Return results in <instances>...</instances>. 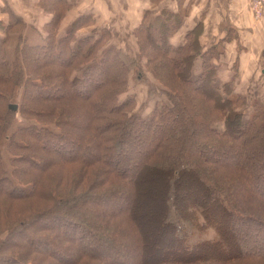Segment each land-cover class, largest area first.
Wrapping results in <instances>:
<instances>
[{"label": "trees", "instance_id": "trees-1", "mask_svg": "<svg viewBox=\"0 0 264 264\" xmlns=\"http://www.w3.org/2000/svg\"><path fill=\"white\" fill-rule=\"evenodd\" d=\"M57 1L66 3L68 0ZM45 3L50 13L56 7L59 9L57 4L52 6ZM57 15L45 24V30L57 29L62 19V16ZM175 17L177 15L167 14L165 18L145 19L137 28V41L141 49L138 55L147 60L146 70L162 87L160 92L169 102L155 103L150 114L143 117L138 112H129L134 104L133 98L119 101L118 97L127 90L131 69L136 71V80L142 79L145 69L137 65L135 58L116 50L114 46L102 45V37L93 35L98 28L84 36H77V31L85 26L82 23L93 20L91 15L75 18L65 35L46 32L43 38L45 43L26 45L22 47L21 53L7 55L4 60L1 58V44L5 40H0V143L5 146L10 167L7 171L0 154V198L10 204L39 196L48 202L54 198L59 200L56 207L47 205L40 213L45 212L44 219L50 218L52 225L68 232L71 244H77L72 245L69 251L64 250L63 238L58 229L46 230L47 232L40 234L44 237L41 240H37L39 236L34 237V242L41 241L38 246L42 244L44 247L47 242L51 244L47 240L51 239V246L63 251L62 256L51 255L55 261H47L48 263L67 264L72 254L74 259H78L76 263H80L81 258H86L97 260L94 261L96 264H124L129 259L132 264H145L144 258L155 249V235L159 232L172 234L174 239L170 238L171 247H174L176 235L181 230L180 224L189 225L183 214L186 209L189 210L192 205L197 207L195 212L207 222L208 215L204 212L212 210L213 203L220 202L221 205L223 202L225 207L233 205L237 210H243L244 207L237 203V199L243 196L241 191L248 195L243 198L258 205H247L249 211L252 209L256 213L251 221L255 223L261 219L258 222L264 226V108L254 100L251 117H243L245 98L235 93L234 79L221 85L216 81L214 61L219 53L215 47L203 51L194 39L188 37L176 47L170 45L168 38L178 27ZM92 23L94 24V20ZM96 48L101 50L93 55ZM148 48H152L154 54L143 55L141 52ZM24 49L39 50L45 52L44 56L50 57L61 58L60 56L67 55L58 64L57 72L53 69L45 70L39 78L34 79L32 74L35 66L40 69V59L28 58ZM18 55H25L24 63L23 58ZM196 59L201 60V69L194 76ZM79 60L84 63H79L75 74L66 78L65 68L73 69ZM43 62L45 64L41 63L40 66L53 65L52 62ZM31 84L33 91L28 89ZM51 84L58 90H63V93L52 90ZM86 85L89 90L83 91L82 88ZM18 87L22 88L23 98L17 110L11 111L8 101L6 108H1V102ZM66 97L81 101L85 106L81 109L69 108L68 104L59 106L58 103L63 102ZM34 104L39 109H34ZM16 113L22 123H18L8 135L5 132L11 129ZM25 115H30L34 120H28L30 118ZM42 117H49L50 121L55 122L54 125L37 121ZM68 162L80 165L76 177L80 178V182L77 184L76 179L72 184L60 181L59 184L67 188L56 191L57 193L49 191L45 195L39 183L40 177H30L35 171L43 174L48 168H56L61 163ZM223 170L234 172L235 176L225 175ZM143 173L147 179L143 178ZM91 175H95L96 180L89 186L92 187L90 193L79 190L83 181H86V186L89 185L87 183L90 182ZM25 177L31 180L23 182ZM156 177L161 185L159 190L150 194L151 189H148L143 193V187L140 186ZM108 178L119 182L107 185ZM179 179L183 180L177 187L175 183ZM134 181L136 187L128 190V185H133ZM200 184L206 188H200ZM124 196L132 197L125 216L117 214V206L113 205ZM147 198L158 200L159 207L154 213L147 214L144 211L145 207H150L149 202H145ZM89 199L93 211L88 219L90 225L87 226L77 218L86 214ZM62 201L66 209L64 212L58 208ZM105 208L110 212L105 211ZM220 208L224 212L227 210ZM227 213L244 219L236 211L231 213L227 210ZM33 216L22 217L15 222L7 231H14L13 234L7 241L1 240L0 246L10 243L11 246H20L14 239L21 234L24 226L37 221V215ZM124 219L129 223L124 224ZM189 219L188 223L192 224V218ZM112 220L121 221V225H126V230L118 231L117 228L116 233L106 232L111 229L106 221L113 224ZM127 225H130L128 230ZM1 226L4 227L5 222ZM41 227L44 229L45 226ZM211 227L220 236L221 231L216 226ZM18 229L21 230L17 231ZM85 232L89 235H83ZM93 236L96 243L91 246L90 239ZM186 240L188 239L183 238V241ZM123 241H127V246L117 248ZM81 242L88 247L82 246ZM137 251L139 259L134 257ZM51 252L48 251L50 254ZM259 255L264 256V250ZM259 255L247 254L244 257ZM8 257H3L4 261H0V264H17L16 260L22 261L26 256ZM41 257L48 259L46 255ZM164 262L203 264V261ZM24 264L31 263L25 261Z\"/></svg>", "mask_w": 264, "mask_h": 264}, {"label": "rangeland", "instance_id": "rangeland-1", "mask_svg": "<svg viewBox=\"0 0 264 264\" xmlns=\"http://www.w3.org/2000/svg\"><path fill=\"white\" fill-rule=\"evenodd\" d=\"M50 3L52 6L54 5H59V9L57 7L55 8V11L50 13V10L46 7V3ZM78 5V0H68L66 3L64 2H59L57 0H0V40L4 39L5 43L1 44L2 47V55L1 58L4 60V58L7 57V55H12V54H18L21 53L22 47H26V45L32 46L36 44H42L45 43L43 41V38L46 35V32L51 34V35H57L62 36L65 35L69 31L68 24L73 21L75 18L78 16H87L90 14L81 13V8H77ZM10 11L12 13H10ZM115 11V10H114ZM118 12L116 15L120 16V9L116 8V11ZM58 14V16H62L61 21L58 24L57 29H48L45 30V24H47L54 16L55 14ZM14 16H13V15ZM67 14V15H65ZM80 14V15H79ZM19 17L16 19L15 17ZM116 20V17L113 18V20H110L111 27H104L101 26L98 27L99 25L95 26L93 24V20H90L89 23H82L85 25L84 27L80 28L77 31V36H84L88 33H90L93 29L98 28L97 32H93L94 36H101L102 41L101 44L104 45H112L115 47L116 50L121 51L124 54H127L133 58L136 59L137 65L144 70V76L142 77L141 80H136L135 75L136 71L131 69V72L129 73V79H128V86L127 90L125 93L119 95L118 100L119 101H124L129 98L134 99V104L129 108V112H138L141 117L147 116L150 114L152 111V108L155 103H166L169 104L167 101V98L161 94L160 90L162 87L158 84V82L150 75V72H148L145 68L147 60L145 57L139 56L138 53L140 52V45L137 41V35L139 33L137 32V26L136 28L131 26L130 24H124L126 21L125 19H121L120 21ZM123 21V23H122ZM120 22V24H119ZM113 23V24H112ZM92 24V25H91ZM70 25V24H69ZM141 25V24H140ZM65 26V27H64ZM64 27V29H63ZM62 28V29H61ZM108 30L113 34H109L104 31ZM110 29V30H109ZM132 29V30H131ZM57 33V34H56ZM141 34H144L143 32H140ZM140 34V35H141ZM132 41H131V40ZM99 44V47L101 46ZM156 48V46H155ZM154 48V49H155ZM101 49H94L93 50V55H96ZM20 51V52H19ZM24 51H26L24 49ZM47 51V50H46ZM45 52L42 51H34V50H29L26 51V55L28 58H37L39 57L40 61H46L49 63H53L52 67L51 66H40L41 63H44L43 61H38L40 69L36 67L34 70V74L32 76L34 79L39 78V75L45 70L53 69L54 72H57L59 69L58 64L64 60V56L67 54H64L60 56L61 58L55 56L53 57L50 53L48 55L50 56H44ZM143 55L149 56L154 54V50L152 48H148V50L144 49L143 52H141ZM140 53V54H141ZM25 54V53H24ZM20 58H23V63L25 61V55L21 56L18 55ZM92 57V56H91ZM90 57V59H92ZM62 59V60H61ZM89 59V58H88ZM87 60V59H84ZM84 63L83 60H79L78 63H76L75 67L72 69L71 67L65 68V76L66 78L72 77V75L75 74L74 71H76L78 64ZM200 65V64H199ZM51 67V68H49ZM201 67V66H200ZM194 69V76L196 73L199 72L201 68ZM142 69V70H143ZM1 73V72H0ZM217 81V80H216ZM31 83V82H30ZM218 85H221L223 83H220L217 81ZM55 85L57 83H54ZM51 84L50 86H53L52 90L59 91L63 93V90H58L56 86ZM29 90L33 91L34 87L33 84H31L28 87ZM83 91L89 90V87L83 86L82 88ZM58 92V93H59ZM29 94V93H28ZM237 94V93H236ZM240 95V94H239ZM22 88L18 87L16 88L10 96L7 97V99L4 100V102H1V108H6V103L7 101L9 102L10 105H16V110L18 107V104L22 103ZM245 98V104L243 107V117L245 119H249L252 115L253 112V104H254V99L249 97V96H244ZM27 100V99H26ZM257 103L264 108V100H258ZM51 104V103H49ZM60 105H65L68 104L69 108H74V109H81L85 104L81 103V101L74 100H69L67 97L63 102L58 103ZM44 106V104H42ZM35 106V104H34ZM34 109H39L37 106L34 107ZM15 112V111H13ZM25 117L30 118L28 120L33 121L34 118H32L30 115H25ZM14 122L11 126V129L5 133L8 135L13 131V128L16 127L18 123H22V119L18 116L16 113L14 115ZM39 122H43L46 124H53L55 122L50 121L49 117H42L38 118ZM17 138V137H16ZM18 139V138H17ZM28 139V138H26ZM0 154L2 156L3 160V165L5 166L6 170L9 171V163H8V154L6 153L5 146L4 144L0 143ZM133 161V159H131ZM138 162V159L137 161ZM48 168L46 171L42 172L43 174L38 173V171L35 173H32L33 176H30L33 178L35 176V179L39 178V183H41L43 187V193L52 191H60L64 190L67 187L65 185L59 184L61 181L62 183H68L72 184L74 183V179L78 176V169L80 168L79 164L76 163H61L59 166ZM137 167H135L136 169ZM223 174L231 176H235L234 172H231L229 170H223ZM144 176V173H143ZM211 177V176H208ZM143 178H146L145 176ZM142 178V179H143ZM147 179V178H146ZM29 179V177H25L23 182H26ZM77 184L80 182V178H77ZM96 180L95 175L90 176V182L88 186H86V181H83V183L79 186V190L87 191V193H90L91 188L89 187L91 185V182ZM109 184H117L119 182L116 179H111L108 178ZM183 180V179H182ZM181 179L176 181L175 185L178 187L179 183L181 184L182 182ZM154 181V182H153ZM136 181H134L132 184L134 185ZM58 184V185H57ZM128 185V184H127ZM128 185L129 189L128 190H133L136 185ZM204 186V187H203ZM140 187H143V193H145L148 189L149 193L151 194L152 191H157L161 187L160 182L158 181V177L152 178V181L144 182ZM200 188H206L205 185L200 184ZM136 190V189H135ZM128 191V193L130 192ZM244 191H241V194L243 195L242 198L237 199L238 205H241V207H244L243 210H237V207L233 205L229 206H224L223 202L220 205V202L218 204L213 203L211 204V209H209L207 212H204L205 215H208V221L205 222V218L203 219L198 212H195L197 207H192L189 210H185L184 213L182 211H179L184 214L186 217V222L189 225L183 226L180 224L181 230L179 234L176 235L175 238V245L174 247H171V239H174L172 237V234H165V231L159 232V234L155 235V249L153 250L152 253H150L147 258H144V261H146L145 264H166L164 261H175V263H182L184 261H203V264H264V256L259 255L261 250H264V226H262L259 222L262 220H258L257 222L253 223L251 220L254 219V213L252 209L249 211V207L247 205L251 204L258 207L257 204L251 203L250 200L243 198L244 196L247 197V193H243ZM57 193V192H56ZM86 196V194H85ZM209 196V195H208ZM87 197V196H86ZM153 198H147L145 200L146 203L149 202V209L145 207L144 211L145 213L148 214V212L154 213L156 209L159 207L157 206L158 200L153 199ZM166 199V193L164 194V201ZM219 200V199H218ZM56 201V202H55ZM59 200L53 199V201L48 202L47 199L43 200L41 199V196H39L36 199L32 198H26L22 200H17V202H12L11 204L8 203L5 200H2L0 198V225L5 222V226L0 227V242L1 240H8L10 235L13 234L14 231H10L7 233V231L15 225V222H17L19 219L22 217H35L34 223H30L28 226H24V228L18 229L17 231L21 230V234L16 237L14 240L16 243H20V246H11L10 244H2L0 246V261H4L3 257H8L10 258L11 256H16V257H22L23 255L26 256L23 258L24 262H29L31 264H40L39 261H55L51 255L57 257V256H62L63 251H59L57 249H54L53 246H51L52 241L51 239L46 243V245L43 247V245H39L41 241V238H44L43 236H40V234H44V232H47L46 230L50 231H57L58 226L55 224H51L52 221H50V218H45L46 216H43V213H40L44 211L45 206H49L51 208L56 207L58 205ZM132 197L125 196L123 198H120L116 200V202L113 205H116V212L119 215H124L128 213L129 209V203H131ZM140 201V199H139ZM89 204L86 206V214H82L83 216H78L77 219H80L83 223H86L87 226L90 225L88 223V219L91 217L92 213V207L91 200L89 199ZM209 207V206H208ZM220 207L226 208L227 210L231 211V213H234L235 211L238 212L240 215H243V218H236L232 216L233 214L227 213V210L224 212V210ZM58 208L62 209V212H64L65 209V204L62 203L58 206ZM95 208V207H94ZM165 208V206H164ZM105 211L110 212L108 208H105ZM200 211V210H199ZM226 213V214H225ZM86 215V216H85ZM89 215V216H88ZM146 215V214H145ZM195 215V216H194ZM254 215V216H253ZM256 217V216H255ZM189 218H192V224L188 223L190 221ZM59 219V217L57 218ZM257 219V218H256ZM125 220V219H124ZM114 223L110 224L108 221H106V224L110 226V230L106 232H111V233H116L117 228L118 231L120 229L126 230V225H121V221L119 220H112ZM30 222V221H29ZM126 223L128 224L129 222L125 220ZM264 222V221H263ZM162 223V222H161ZM162 225V224H161ZM216 226L218 230H220V236L217 235L215 232V229L211 226ZM41 226H45L44 229H42ZM115 226V227H113ZM113 227V228H112ZM127 230L130 229V225H127ZM16 228V227H15ZM14 228V229H15ZM59 230V229H58ZM164 230V229H163ZM116 231V232H115ZM43 232V233H42ZM7 233V234H6ZM68 232L65 230H59V235L62 236L63 238V249L68 250L70 247L76 246V244H71L70 239L67 237ZM9 234V235H8ZM83 235L87 236L89 233L85 232ZM126 235V234H124ZM123 235V236H124ZM175 235V234H174ZM36 236H39L34 242ZM28 238V239H27ZM123 238V237H122ZM171 238V239H170ZM183 238H187L188 240L183 241ZM126 239V238H125ZM91 241V246L95 245V237L90 239ZM219 240L218 243H216ZM29 241V242H28ZM10 242V240L8 241ZM127 241L121 242L122 244H119V246H116L117 248L122 247V246H127ZM186 243V244H185ZM73 245V246H72ZM82 245V242H81ZM85 248L88 247V245H82ZM13 247V248H12ZM30 248V250L28 249ZM39 248V249H38ZM52 251L51 254L48 253V251ZM192 249V250H191ZM27 250V251H25ZM31 251V252H29ZM47 251V252H45ZM44 252V253H43ZM20 253V254H19ZM32 253V255H29ZM139 252L137 251L134 255V257L139 259ZM19 254V255H18ZM27 254V255H26ZM65 254V253H64ZM247 254H257L259 256L257 257H251V258H245L244 256H247ZM42 255H46L48 259H42ZM57 255V256H56ZM102 255V254H100ZM70 259L67 264H96L94 261L97 260H87L86 258H81L80 263H76L75 261H78V259L75 257H72V254H70ZM74 259V260H73ZM16 260L15 262L17 264H24V262ZM73 260V261H72ZM9 261V260H8ZM131 260L129 259L128 261H124V264H132L130 262ZM136 261V260H134ZM57 262V261H56ZM133 262V260H132ZM42 264H50V263H43ZM56 264V263H54ZM57 264H61L57 262Z\"/></svg>", "mask_w": 264, "mask_h": 264}, {"label": "crops", "instance_id": "crops-1", "mask_svg": "<svg viewBox=\"0 0 264 264\" xmlns=\"http://www.w3.org/2000/svg\"><path fill=\"white\" fill-rule=\"evenodd\" d=\"M77 8L90 14L98 27H111L110 20L121 17L134 29L145 19L177 15L170 45L176 47L188 37L203 51L215 47L216 80L234 79L235 93L264 100V18L254 19L249 0H78ZM200 66L196 59L194 69Z\"/></svg>", "mask_w": 264, "mask_h": 264}, {"label": "built area", "instance_id": "built-area-1", "mask_svg": "<svg viewBox=\"0 0 264 264\" xmlns=\"http://www.w3.org/2000/svg\"><path fill=\"white\" fill-rule=\"evenodd\" d=\"M254 19L264 18V0H249Z\"/></svg>", "mask_w": 264, "mask_h": 264}, {"label": "water", "instance_id": "water-1", "mask_svg": "<svg viewBox=\"0 0 264 264\" xmlns=\"http://www.w3.org/2000/svg\"><path fill=\"white\" fill-rule=\"evenodd\" d=\"M9 109L11 111H16V105H9Z\"/></svg>", "mask_w": 264, "mask_h": 264}, {"label": "bare ground", "instance_id": "bare-ground-1", "mask_svg": "<svg viewBox=\"0 0 264 264\" xmlns=\"http://www.w3.org/2000/svg\"><path fill=\"white\" fill-rule=\"evenodd\" d=\"M258 101V100H257Z\"/></svg>", "mask_w": 264, "mask_h": 264}]
</instances>
